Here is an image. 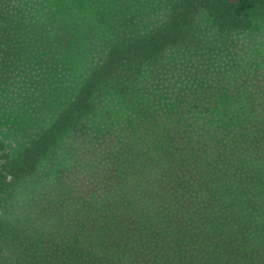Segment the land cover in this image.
Returning <instances> with one entry per match:
<instances>
[{
  "label": "trees",
  "instance_id": "1",
  "mask_svg": "<svg viewBox=\"0 0 264 264\" xmlns=\"http://www.w3.org/2000/svg\"><path fill=\"white\" fill-rule=\"evenodd\" d=\"M10 1L0 0V86L34 61L84 77L64 105H40L42 128L18 147L0 135V264H264V84L253 83L264 51L235 63L221 110L217 88L197 81L168 121L155 89L194 14L228 35L264 0H164L163 23L98 50L65 17L29 21ZM105 91L120 100L123 125L79 159L72 144L92 136Z\"/></svg>",
  "mask_w": 264,
  "mask_h": 264
},
{
  "label": "rangeland",
  "instance_id": "2",
  "mask_svg": "<svg viewBox=\"0 0 264 264\" xmlns=\"http://www.w3.org/2000/svg\"><path fill=\"white\" fill-rule=\"evenodd\" d=\"M10 2L23 11L29 21L49 11L55 12L57 17H65L74 37L87 40V45L93 50L103 48L102 41L114 36H126L141 27L160 25L168 13L164 0ZM192 19L193 33L168 50L164 61L168 67L158 75V78L162 77L160 81H156L158 84L155 89L158 95L161 94L158 110L168 121H175L178 114L187 108L197 81L217 88L213 107L221 110L234 90V86L225 79L235 63L241 57L248 58L253 53L264 51V3H255L246 17V26L228 35L218 31L210 15L200 12L194 14ZM38 64L36 61L23 64L22 72L20 69L12 86H0V135L12 148L18 147L42 128L48 114L39 111L40 105H45L44 102H53L55 107L64 105L75 95L84 77L78 70L68 71L61 67L49 68L44 63ZM253 83L264 84V72L255 74ZM96 106V113L90 120L92 136L90 133L82 141L72 144L79 159H87L92 150L102 152L100 142L109 139L123 125L121 102L114 94L102 92ZM195 208L192 212H198ZM189 218L195 223L202 220L195 213ZM0 262L6 263V259L0 257Z\"/></svg>",
  "mask_w": 264,
  "mask_h": 264
}]
</instances>
